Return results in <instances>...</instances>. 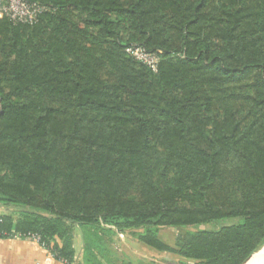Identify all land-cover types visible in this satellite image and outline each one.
Here are the masks:
<instances>
[{"label": "trees", "instance_id": "1", "mask_svg": "<svg viewBox=\"0 0 264 264\" xmlns=\"http://www.w3.org/2000/svg\"><path fill=\"white\" fill-rule=\"evenodd\" d=\"M27 1L33 23L0 17V233H37L62 264H80L76 228L83 264H101L85 232L184 264L263 246L264 0ZM132 44L160 50L156 71Z\"/></svg>", "mask_w": 264, "mask_h": 264}, {"label": "rangeland", "instance_id": "2", "mask_svg": "<svg viewBox=\"0 0 264 264\" xmlns=\"http://www.w3.org/2000/svg\"><path fill=\"white\" fill-rule=\"evenodd\" d=\"M4 207L0 205V219L4 218ZM236 219L233 218H224L215 220L214 222L201 225L199 228L204 229H217L222 225H227L229 223L235 222ZM75 231V230H74ZM76 231L81 232L76 228ZM185 232L184 229H176V228H162L159 231V238L169 245H174L176 242V238L182 235ZM82 235V233H80ZM85 240L90 243V241L96 242L99 247L94 250L98 260H100L101 264H184L185 261L179 259L178 256L158 251L153 249L152 247L141 243L134 238V236L130 234L124 233L123 237H117L116 240L113 239V235L102 234L100 239L92 234L88 235L86 232L84 233ZM119 238V239H118ZM132 240H128V239ZM5 239V240H4ZM125 242H123V240ZM6 242H19L20 243V251L25 256L31 257V260H34V264H36V256H32L35 253V250H39L38 259L44 258L43 260L52 261L55 259L47 250V248L40 242L32 238L23 237V238H13V237H5L0 239V241ZM120 240V241H119ZM119 241V242H118ZM44 249V250H43ZM45 254H44V252ZM52 258V259H51ZM82 259L79 260V262ZM58 261V260H57ZM78 261V260H77ZM61 262V261H60ZM80 264H83L80 262Z\"/></svg>", "mask_w": 264, "mask_h": 264}, {"label": "built area", "instance_id": "3", "mask_svg": "<svg viewBox=\"0 0 264 264\" xmlns=\"http://www.w3.org/2000/svg\"><path fill=\"white\" fill-rule=\"evenodd\" d=\"M45 9V6L38 2H29L27 0H0V17L6 16L13 23H33ZM126 52L134 59L147 65L151 70H157L160 60V50L147 51L140 45L132 44L126 48ZM4 237H28L40 241V236L34 232L2 231L0 233V239Z\"/></svg>", "mask_w": 264, "mask_h": 264}, {"label": "crops", "instance_id": "4", "mask_svg": "<svg viewBox=\"0 0 264 264\" xmlns=\"http://www.w3.org/2000/svg\"><path fill=\"white\" fill-rule=\"evenodd\" d=\"M4 213H8V210L5 207H4ZM112 235H113V239L116 240L117 237H123L124 233H120L116 231ZM4 240L0 241V264H34L35 263L34 260H31L30 255L25 256L24 254H22V251L19 250L20 249L19 242L17 241L6 242ZM128 240L130 241L132 239L130 238ZM123 242H125V240H123ZM73 248L75 251V260L79 261L80 259H82L83 239H82V235H80V233L76 230L73 232ZM39 252L40 251L36 249L35 253L32 255L33 257L36 256V260H37L36 264H62V262L53 260L52 258H51L52 261H47V260L44 261L43 260L44 258L38 259L39 257L38 255L42 254V253L39 254ZM80 262L82 263V260Z\"/></svg>", "mask_w": 264, "mask_h": 264}, {"label": "bare ground", "instance_id": "5", "mask_svg": "<svg viewBox=\"0 0 264 264\" xmlns=\"http://www.w3.org/2000/svg\"><path fill=\"white\" fill-rule=\"evenodd\" d=\"M244 264H264V245L256 250Z\"/></svg>", "mask_w": 264, "mask_h": 264}, {"label": "water", "instance_id": "6", "mask_svg": "<svg viewBox=\"0 0 264 264\" xmlns=\"http://www.w3.org/2000/svg\"><path fill=\"white\" fill-rule=\"evenodd\" d=\"M248 258H249V257H248ZM248 258H247V259H248ZM247 259H246V260H247ZM246 260H245V261H246ZM245 261H244L242 264H244V263H245Z\"/></svg>", "mask_w": 264, "mask_h": 264}]
</instances>
